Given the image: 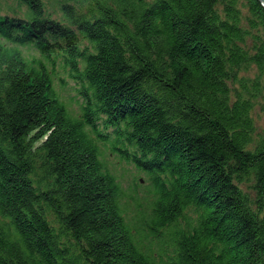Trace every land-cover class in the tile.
Masks as SVG:
<instances>
[{"label":"trees","instance_id":"trees-1","mask_svg":"<svg viewBox=\"0 0 264 264\" xmlns=\"http://www.w3.org/2000/svg\"><path fill=\"white\" fill-rule=\"evenodd\" d=\"M49 2L0 3V264H264L263 2Z\"/></svg>","mask_w":264,"mask_h":264},{"label":"rangeland","instance_id":"rangeland-1","mask_svg":"<svg viewBox=\"0 0 264 264\" xmlns=\"http://www.w3.org/2000/svg\"><path fill=\"white\" fill-rule=\"evenodd\" d=\"M8 4L12 3V0H0V3L3 4L5 2ZM16 3V2H15ZM48 10L49 11H57V7L53 6L49 0ZM54 17L60 18L59 15H53ZM24 54L26 57H30L32 55H38V51L33 48H24ZM254 72V71H253ZM252 72V73H253ZM53 77L55 81V87L60 93L62 99L68 104L72 113L76 116H80L83 100L78 94L77 82L70 76V70L66 68L63 64L61 58L57 61L56 69L53 70ZM254 118L257 123V127L260 131L264 130V100L261 99L254 110ZM107 160L112 169L113 173L118 176L123 184L124 189L128 195H134L139 198L142 202L147 194L148 183L146 181V176L142 173H138L133 165H129L128 163L122 161L118 156L111 154L108 149H106ZM135 179L141 182V186L135 187L134 182ZM129 203L130 210H136V205H134L135 201H131L128 199L126 201ZM133 212V211H131Z\"/></svg>","mask_w":264,"mask_h":264},{"label":"water","instance_id":"water-1","mask_svg":"<svg viewBox=\"0 0 264 264\" xmlns=\"http://www.w3.org/2000/svg\"><path fill=\"white\" fill-rule=\"evenodd\" d=\"M262 2H263V4H264V0H261Z\"/></svg>","mask_w":264,"mask_h":264}]
</instances>
